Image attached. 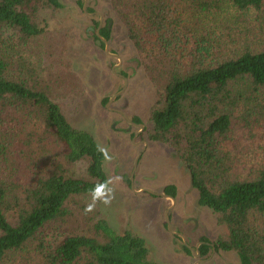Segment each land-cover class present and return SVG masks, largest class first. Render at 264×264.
I'll list each match as a JSON object with an SVG mask.
<instances>
[{"label": "rangeland", "instance_id": "obj_1", "mask_svg": "<svg viewBox=\"0 0 264 264\" xmlns=\"http://www.w3.org/2000/svg\"><path fill=\"white\" fill-rule=\"evenodd\" d=\"M211 1L219 6L205 12L198 0H164L174 18L171 25L188 36L180 51L188 65L192 61L215 65L245 51L264 50V1L260 9L247 12L238 11L231 0ZM60 2L61 9L39 13L38 22L47 23L48 30L26 44H20L17 32L0 29V50L11 59L12 78L21 65L33 69L35 80L50 89L72 127L89 132L98 145L108 148L113 159L105 161V172L108 179L119 180L110 185L115 191L111 205L97 204L88 215L83 210L90 197H73L68 216L54 224L50 239L56 242L70 234L92 236L95 224L102 220L117 234L130 232L142 238L156 264H240L234 251L215 249L206 256L195 255L201 238L214 244L228 236V229L216 213L199 205L189 171L173 149L148 139L152 110L165 85L163 79L156 78L148 58L158 48L153 51L145 41L147 54L136 48L111 0H87V12L85 0ZM99 21L103 27L109 23V39H104L109 52L118 57L106 52L105 42L104 46L98 43L95 29ZM136 23L143 36L153 35L152 41H156L157 34ZM239 89L243 96L230 109L232 127L226 147L233 173L252 180L264 168V89L249 83ZM10 113L13 123L9 130L18 131L20 142L13 147L11 162L0 165V180L11 177L18 187L30 185L38 176L47 175L52 164L65 165L57 149L50 152L51 146L43 138L44 127L35 115L20 113L17 108ZM132 118L144 127L142 133L137 127L127 130ZM87 167V160L65 165L69 177L85 180L89 178ZM169 186L176 189L175 202L161 196ZM145 189L154 194L139 192ZM169 208L170 230L165 217Z\"/></svg>", "mask_w": 264, "mask_h": 264}, {"label": "trees", "instance_id": "obj_2", "mask_svg": "<svg viewBox=\"0 0 264 264\" xmlns=\"http://www.w3.org/2000/svg\"><path fill=\"white\" fill-rule=\"evenodd\" d=\"M202 1L198 5L205 12L219 6ZM263 1L231 0L241 12L260 9ZM111 4L140 52L147 54L144 41L153 51L158 48L148 58L165 85L152 110L148 139L173 149L189 171L199 205L211 209L227 227L228 236L217 240L215 249L236 252L240 264H264V168L255 179H240L233 173L226 147L232 127L229 112L243 96L240 86L249 83L264 89V50L245 51L215 65L195 61L188 65L180 53L188 36L171 25L168 3L111 0ZM61 8L60 0H0V29L17 32L20 44H26L48 30L47 23L38 22L39 13ZM138 21L158 35L156 41L137 30ZM108 32L104 27L100 36L109 39ZM10 60L0 50V165L11 162L13 147L20 142L18 131L9 130L10 112L17 108L35 115L50 152L57 149L65 165L87 160L89 178L69 177L65 165L56 163L30 185L18 187L11 177L0 180V264H156L142 238L130 232L117 234L102 220L92 236L50 239L54 224L68 216L69 201L88 196L89 189L108 179L105 160L94 137L72 127L50 89L35 80L33 69L21 65L11 77ZM164 192L175 198L174 186ZM210 250L205 244L202 256Z\"/></svg>", "mask_w": 264, "mask_h": 264}, {"label": "clouds", "instance_id": "obj_3", "mask_svg": "<svg viewBox=\"0 0 264 264\" xmlns=\"http://www.w3.org/2000/svg\"><path fill=\"white\" fill-rule=\"evenodd\" d=\"M97 152L104 158L106 162H111L113 157L110 155L109 150L106 146L97 145ZM119 177L109 178L105 181L95 184L91 189L88 190V196L90 197V202L85 205L84 214L88 215L92 213L97 204H103L104 206H110L112 200L115 198V191L110 185L115 181H118Z\"/></svg>", "mask_w": 264, "mask_h": 264}, {"label": "water", "instance_id": "obj_4", "mask_svg": "<svg viewBox=\"0 0 264 264\" xmlns=\"http://www.w3.org/2000/svg\"><path fill=\"white\" fill-rule=\"evenodd\" d=\"M83 9H84L85 12H87V0H85V3H84V6H83ZM101 19H102V17H101ZM101 22H102V20H101ZM101 24H102V23H101ZM101 24H100V26H99V28H98V30H97V35L99 36L100 39H102V40L106 43V52H107L109 55H111V56L118 57L117 55L111 54V53L109 52V46H108L107 41H106L104 38H102V37L100 36L99 31H100V28H101ZM99 44H100V42H99ZM122 92H123V91H120V92L116 93V94H115V95L109 100V102H108V104H107V107H109V105L113 102V100H115V99H116V98H117ZM135 125H136V124H135ZM139 126H140V127H143L142 125H139ZM137 161H138V159H137ZM137 161H136V164H137ZM131 187L134 188V184H133V182H132V179H131ZM139 192H140V193H143V192H150L151 194H154L152 191H150V190H148V189H145V190H142V191H139ZM161 196H163V197H165V198H168V199H170V200H173V201L175 202L174 197H171V196H169V195H167V194H163V195H161ZM169 211H170V208L166 211L165 217H166V222H167V225H168V229L170 230L171 226H170V219H169ZM179 236L182 237L181 235H179ZM183 240L185 241L184 238H183ZM190 249H191V248H190ZM191 251H192V253L194 254V250L191 249ZM195 255L199 256V255H200V252L197 250V253H196Z\"/></svg>", "mask_w": 264, "mask_h": 264}, {"label": "flooded vegetation", "instance_id": "obj_5", "mask_svg": "<svg viewBox=\"0 0 264 264\" xmlns=\"http://www.w3.org/2000/svg\"><path fill=\"white\" fill-rule=\"evenodd\" d=\"M93 14V13H92ZM95 17V16H94ZM94 17H91V18H94ZM96 17H98L99 19H100V17L99 16H97L96 15ZM100 21H99V23H98V25H97V28L95 29V35L97 34V30H98V28H99V26H100ZM108 30L110 29V26H109V23H107L106 24V26H105ZM104 27L103 26H101V28H100V31L103 29ZM100 31H99V33H100ZM98 36V35H97ZM102 37V36H101ZM102 38H105V37H102ZM97 41H98V43L100 42V45H102V46H104L105 45V43H104V41L102 40V39H100L99 38V36L97 37ZM120 113H122V115H124L123 114V112H120ZM135 120H138V119H136V118H132V119H130V123H128V125H129V128L127 129L128 131H130L131 130V128H133V127H137V128H139V132H143L144 130V127H140L139 125H141L139 122H136ZM139 121V120H138ZM136 124V125H135ZM138 134V133H137ZM142 143V142H141ZM177 235V234H176ZM178 236V235H177ZM180 237V236H179ZM205 244H207L209 247H211L212 248V250H215V244H213V243H210L209 241H208V239L207 238H201V240H200V242H199V245L196 247V251L198 250L199 252H200V254H201V249H202V247L205 245ZM185 247H186V245H185ZM202 255V254H201Z\"/></svg>", "mask_w": 264, "mask_h": 264}]
</instances>
